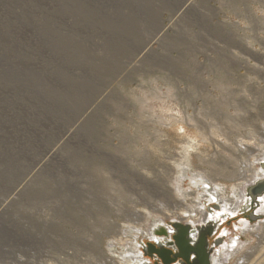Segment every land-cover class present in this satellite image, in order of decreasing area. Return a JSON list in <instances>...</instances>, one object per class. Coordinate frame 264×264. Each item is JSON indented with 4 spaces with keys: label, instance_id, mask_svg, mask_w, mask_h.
I'll list each match as a JSON object with an SVG mask.
<instances>
[{
    "label": "rangeland",
    "instance_id": "obj_1",
    "mask_svg": "<svg viewBox=\"0 0 264 264\" xmlns=\"http://www.w3.org/2000/svg\"><path fill=\"white\" fill-rule=\"evenodd\" d=\"M259 148L264 0H0V231L46 235L10 253L5 234L0 264H144L154 228L209 220L212 264H264V197L223 223L264 177Z\"/></svg>",
    "mask_w": 264,
    "mask_h": 264
},
{
    "label": "water",
    "instance_id": "obj_2",
    "mask_svg": "<svg viewBox=\"0 0 264 264\" xmlns=\"http://www.w3.org/2000/svg\"><path fill=\"white\" fill-rule=\"evenodd\" d=\"M260 165L264 171V160ZM247 196L248 202L253 200L258 204L261 203V198L264 197V177L249 186ZM213 202H216L214 206L216 210L220 211L221 206L219 203L215 199H213ZM209 212H212L211 208H209ZM244 213L245 210L241 214ZM253 214L255 215L251 218L253 220L261 216L255 214V212ZM233 218L232 215H229L225 220H232ZM227 224L230 225L231 221H228ZM219 226L218 222L213 220L197 225L184 224L181 221H170L166 227L159 226L153 230L154 236L163 240L147 238L145 242H142L140 249L142 256L154 260L155 264H173L177 259H182L186 264H212L209 252L210 239L214 237ZM172 256H175L174 261H170ZM195 256L196 259L193 258Z\"/></svg>",
    "mask_w": 264,
    "mask_h": 264
},
{
    "label": "bare ground",
    "instance_id": "obj_3",
    "mask_svg": "<svg viewBox=\"0 0 264 264\" xmlns=\"http://www.w3.org/2000/svg\"><path fill=\"white\" fill-rule=\"evenodd\" d=\"M157 38L158 37L156 35L152 39V41H154L155 39L157 40ZM148 50H149L148 47L143 48L139 52V56L145 55L148 52ZM84 116L85 115H83L82 118H80L77 121L76 126L79 125L84 120L83 119ZM16 125H19V124H16ZM76 126L74 128L69 129L65 133V136L63 137L64 140H69V139H72L73 138V136L76 133V129H77ZM9 129H7V130H9ZM242 148L245 149L246 147H243L241 145V149ZM259 149L261 151V157H264V150H262V148H259ZM60 150H61V145H56L53 148L49 149L47 152H45L46 153L45 154L46 160H44V159L42 160V163H44L43 165L48 164L50 162L57 161L59 159V152H60ZM252 162L253 163H256L255 160L252 161ZM247 171H248V174L246 175L247 176V178L245 179L246 182H250V181L252 182L254 178H259L260 177L261 171H258L257 169L250 168V169H247ZM249 172H251V173L249 174ZM236 174H237V171L234 173V175H236ZM241 174H243V169L242 168L239 169L238 175L241 176ZM246 182L236 183L235 185H233V187L231 189L234 190L235 192H237L239 194L240 192H238L239 191L238 189L239 188H243V186L245 185ZM30 183L31 182L29 180L26 181V182H23L22 184L20 183V185L18 187H16L11 192V194H9L8 199L10 201L15 200L16 199V196H18L20 194L21 190L23 188L27 187V185H29ZM196 187L197 188L201 187L204 190L205 193L208 192V190H210L209 184L207 182L203 181V180H200V182L197 184ZM214 188L216 189V192L218 194H220V195H223V191L226 189L225 187H222L221 185H214ZM154 194H156V196L158 197V190H156V192ZM212 199H214V198H212ZM222 199L224 201V202L223 201L222 202L224 204H227L226 203L227 202V199L224 198V197H222ZM170 201H171V203H174L175 206H180L181 209L185 208L183 205L186 204V203L184 201V198L181 197V196L177 200L170 199ZM150 204H152V203H150ZM141 214H142V211H141V213L139 211H135V215L141 216ZM176 215H177L178 219H182V220L186 219L188 222L189 221L191 222L192 220H195L194 215L189 211V209H187V206H186V209L185 210L180 211ZM21 233L22 232H20L19 229H17V227L15 229V226L13 227V229H11V231H9L7 228H6V231H3V230L0 231V251H1L2 247H3V243L5 242L4 240H6L7 237H8L7 238L8 243H10V247L12 248V250H10V253H12L13 251H15L17 249L18 250L19 249H25V252L26 253H30L31 250H33V249L39 250L42 247V245L45 244L46 235H44L43 233L41 235L39 234V235L31 236V238H29L30 236L28 237V236H25V235H23ZM5 234L7 235V237H5L6 236ZM111 245H114V242ZM7 251H9V250H7ZM109 258L112 260V262L114 264H126V262H127V261L125 262V257H123L122 255L121 256L120 255L118 256V255H116L114 253L109 254Z\"/></svg>",
    "mask_w": 264,
    "mask_h": 264
},
{
    "label": "flooded vegetation",
    "instance_id": "obj_4",
    "mask_svg": "<svg viewBox=\"0 0 264 264\" xmlns=\"http://www.w3.org/2000/svg\"><path fill=\"white\" fill-rule=\"evenodd\" d=\"M258 203L256 201H253V200H250V202L244 206L243 210H245V213L244 214H241V216H237V217H234L232 220H225L223 223H225L227 225L228 221H231V223H233V220H241L242 219V216H247L249 217L250 219L252 217H255V215L253 214L256 210V207H258ZM248 208V210H247ZM220 229V226L218 228V230ZM218 230L216 231V234L214 235V237L212 239H210V248H209V252H210V256L212 257L214 254H215V250L217 249L216 248V245L215 243H219L220 244V238L219 237H216L217 234H218ZM194 259H196L197 257H193ZM146 260V262L144 264H155V261L154 260H149L147 258H144ZM175 260V256H172L170 258V261H174ZM159 261V260H158ZM160 264V263H158ZM173 264H186V262H184L182 259H177L176 261H174Z\"/></svg>",
    "mask_w": 264,
    "mask_h": 264
},
{
    "label": "built area",
    "instance_id": "obj_5",
    "mask_svg": "<svg viewBox=\"0 0 264 264\" xmlns=\"http://www.w3.org/2000/svg\"><path fill=\"white\" fill-rule=\"evenodd\" d=\"M141 242H144V240H142ZM141 245H142V243H140ZM140 249H141V247H140Z\"/></svg>",
    "mask_w": 264,
    "mask_h": 264
}]
</instances>
